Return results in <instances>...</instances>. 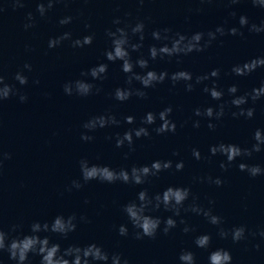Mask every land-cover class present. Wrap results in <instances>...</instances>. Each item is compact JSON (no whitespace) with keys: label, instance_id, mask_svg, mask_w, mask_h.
Masks as SVG:
<instances>
[{"label":"water","instance_id":"water-1","mask_svg":"<svg viewBox=\"0 0 264 264\" xmlns=\"http://www.w3.org/2000/svg\"><path fill=\"white\" fill-rule=\"evenodd\" d=\"M41 2L47 5V0H23L24 7L13 10L11 3L0 0V6L5 8L0 14V76L16 90V94L0 101V152L11 156L3 161L0 169V229L9 233V238L30 235L34 222L51 224L58 215L75 214L76 230L66 239L52 232L39 235L49 237L51 243H59L62 250L70 245L84 247L95 243L109 257L120 254L129 264H181L182 251H191L195 264H209V254L220 248L231 253L232 264H264V237L259 235L264 230V175L251 177L238 167L245 163L264 168V146L251 157H238L227 171L220 168L226 157L213 156L209 151L211 146L220 143L250 149L255 143L254 132L264 130V96L255 102L249 98L243 105L255 109L251 119L234 118L232 112L239 109L231 105L234 97L228 93L232 85L237 86L235 95L240 96L264 83V67L246 76H237L231 71L234 65L264 57V32H250L248 27L239 25L242 15L248 18L249 26L252 23L260 25L264 21V9L253 6L251 0H240L237 4L229 0H144L143 4L139 0H60L41 16L37 11ZM29 12L34 17L33 27L26 30L24 25L29 22ZM232 12L236 15L232 16ZM66 16L72 17L71 23L61 25L59 21ZM117 18L121 21L119 25L113 24ZM138 21L145 24V38L139 51L129 49L133 62L141 56L148 59L149 48L153 45L159 48L164 43L170 44V41L153 39L155 30L169 28L170 36L181 33L190 37L222 26L226 34H217V39L203 52L155 61L149 59L148 69L134 68L140 74L155 70L158 73L167 71L169 76L180 70L189 71L193 75L192 91L185 89V82L173 85L170 79L144 89L135 80L128 85L122 61L110 62L104 55L111 49V39L106 35L108 30L128 27L131 42H140L138 36H131L130 32V26ZM232 27L243 32V36L227 34ZM65 32L71 33L70 40L54 48L48 47L50 39ZM87 35L93 36L91 45L72 46L73 40ZM101 63L108 65L104 79L81 76L82 72ZM25 64L31 65V71L24 68ZM213 69L220 70L218 78L210 77L196 84L197 76L210 74ZM17 72L28 78L27 84L21 85L15 80ZM78 79L95 86L92 94L86 97L65 94L64 85ZM214 83L224 93L221 100H213L203 91L205 86L210 88ZM128 87L146 92V98L133 95L123 102L114 98L115 89ZM96 88L100 89L99 93ZM21 94L27 96L25 102L20 101ZM221 104L225 105V115L219 120L194 115L196 108L219 110ZM169 106L172 107L169 119L176 123L174 133L158 135L154 131L161 123L158 118L152 125L142 123L148 112L158 114ZM99 115H113L119 125L95 131L83 128L85 122ZM127 116H133L135 122L126 123ZM197 120L199 128L193 127ZM210 122L216 125L215 129L208 128ZM139 127L148 128L150 136L139 139L134 136V151L127 143L116 147L117 135L123 136L129 129ZM82 134L94 139L84 141ZM193 149L200 151V160L193 157ZM81 159H87L90 165L109 166L116 171L123 168L130 172L133 166L151 165L157 160L172 161V168L148 177L146 183L140 185L121 181L84 182L79 165ZM180 161L184 168L177 171L175 164ZM209 176L219 177L223 184L209 183ZM200 178H204L203 182ZM73 180H78L82 187L68 191ZM170 186L189 188L191 195L184 202V208L195 199L196 204L204 209L211 208L214 215L220 216L222 224L212 225L203 215L184 211V208L175 216L161 206L146 213L162 221L155 238L136 239L135 233L139 230L124 213V205L132 201L139 203L138 193L142 190L146 189L153 197ZM81 216L88 222L81 221ZM168 217L175 219L177 226L165 235L163 221ZM181 220L185 223H180ZM14 225L19 227L13 232ZM121 225L128 228L127 236L119 235ZM185 226L192 231L185 233ZM239 226L246 228V239L238 243H233L231 236L222 239L218 235L220 227L230 230ZM204 234L211 237L207 249L195 244L196 237ZM40 260V256L30 253L27 264H40ZM0 264L16 262L10 260L5 251L0 252ZM107 264H111V259Z\"/></svg>","mask_w":264,"mask_h":264},{"label":"clouds","instance_id":"clouds-1","mask_svg":"<svg viewBox=\"0 0 264 264\" xmlns=\"http://www.w3.org/2000/svg\"><path fill=\"white\" fill-rule=\"evenodd\" d=\"M7 3H11L13 10L17 8H23V0H6ZM60 2V0H47V5L41 2L37 5V11L41 16H44L48 10L53 8L55 3ZM143 4L144 0H139ZM231 4H237L240 0H229ZM253 6L264 9V0H251ZM5 11L3 6H0V14ZM232 16H235L236 13L232 12ZM27 20L29 21L24 25L27 30L30 27H33L32 21L34 17L31 12L27 14ZM72 17L66 16L62 18L59 23L61 25H66L71 23ZM121 23L120 19H115L113 24L119 25ZM239 25L241 28L248 27L250 32L261 33L264 32V21H261L260 25L252 23L249 26V20L246 16H240ZM89 27V25H86ZM144 30L145 24L143 21H138L134 26H130L131 36H138L140 42L133 43L131 42L130 33L128 27H117L115 31L108 30L106 35L111 39V49L105 52V57L110 62H115L117 60L122 61V71L125 74H128L126 83L131 85L132 82L138 81L142 88H152L157 84L163 83L166 79H170L175 85L178 82H185V89L187 91H192L194 88L193 75L191 72L186 70H180L172 73L169 76L167 71L156 72L155 70H148L144 74H140L134 71L135 67L140 69L149 68V59L155 61L157 58L164 59L165 57L171 58L173 56L188 55L192 52H203L208 48L212 41L217 39V34L223 36L226 34L224 27L220 26L215 29V31H209L206 34L203 32H197L192 34L190 37L181 33H176L174 36H170L169 33L171 29L165 28L163 30H155L152 32L153 39L157 41H170L169 43H164L159 48L155 45L149 48V58L146 59L143 56L138 58L133 62L131 58L130 51H139L143 47L144 40ZM227 34L229 35H241V32L238 28L232 27L228 29ZM205 35H207V40H204ZM71 33L65 32L57 38L49 40L48 47L54 48L60 45L64 40H70ZM204 41L203 43H201ZM93 42V36L87 35L82 39H76L72 41L73 47H84L86 45H91ZM179 62V61H178ZM264 67V57H256L250 61L243 63L242 65H234L231 71L237 76H246L254 72L257 68ZM24 68L28 71H31V65L25 64ZM108 70V65L101 63L95 67H92L87 72H82L81 76L87 77L91 76L94 80L104 79ZM220 75L219 69H213L210 74L197 76L195 78L196 84H199L205 80L211 78H218ZM15 80L21 85L28 83V78L23 75L21 72H17L15 75ZM39 83V81H35ZM94 85L87 82L84 79H78L76 81H70L64 85V92L66 95H79L86 97L92 94ZM204 92L210 94L213 100H221L223 98V91L219 90L218 87L213 84L212 87L205 86L203 89ZM96 92L99 93L100 89L96 88ZM238 88L235 85H232L228 88V93L234 98L231 100V105L238 108V112H232L234 118L244 116L251 119L254 116V108H244L243 105L248 103L249 98L253 102L260 99L264 96V83L261 84L259 88H253L250 93H245L244 95L236 96ZM16 94V90L12 85L5 83L4 77L0 76V101L8 99L11 95ZM133 95L146 98L147 93L141 89L133 90L131 87L128 88H117L114 92V98L118 101H127ZM19 99L21 102L27 100L26 95H20ZM172 113V107H166L158 114L148 112L143 118L142 123L145 125H152L156 123L157 118L161 121L160 126L155 128L154 131L159 134L164 133H174L176 131V123L169 119L170 114ZM195 116H204L211 120L215 118L217 120L221 119L225 115V105H219V110H215L213 107H208L203 111L200 108L194 110ZM125 122L128 124H133L135 118L133 116L125 117ZM109 125H119V121L113 115H99L90 118L87 122L83 124V128L88 131H95L97 128H104ZM193 127L199 128L200 122L197 120L193 123ZM216 125L213 123L208 124L209 129H215ZM135 138L139 139L141 137L150 136V132L146 127H139L135 129H129L126 131L123 136L117 135L116 137V147L121 148L127 143L129 149L134 151L133 143ZM81 139L84 141H91L94 137L82 134ZM111 139V137H108ZM253 139L255 143L250 149H242L235 144H224L220 143L218 145L211 146L209 151L211 155H223L226 157V162L220 163V168L224 171H227L228 167L233 161L238 157L247 156L251 157L253 152H260L262 146H264V130L257 129L254 132ZM193 157L197 160L201 159V153L197 149L192 150ZM173 155H178V153H173ZM11 156L9 153L0 152V169L3 167V161L10 159ZM80 171L82 179L84 182L91 180H99L100 182L106 183H115L116 181H121L123 183H133L136 185L144 184L147 181L148 177L157 176L160 172L171 169L172 161H153L151 165H144L140 167L133 166L130 172L126 169H120L116 171L109 166H101L96 164H91L87 159H81L79 161ZM240 171H246L251 177H256L259 175H264V168H261L259 165H248L245 163H240L238 165ZM184 168L183 161H180L175 164V169L177 171H182ZM203 182L204 178H200ZM209 183H214L217 186L223 184V180L219 177L213 179L212 177H207ZM82 184L78 180H73L71 187L68 191H71V188L80 189ZM191 195V190L184 187H168L162 193H157L155 196L150 197L147 190H142L138 193V201H132L124 205L123 211L127 215L128 219L132 223L133 227L138 229L135 233L136 239H143L144 237L155 238L157 231L160 229L162 223L159 217H153L146 214L148 211L158 210L161 206L165 210L172 211L175 216H179L181 209L184 208V202L188 200ZM87 202V201H86ZM214 203V201L209 202ZM184 211H191L197 215H203L209 223L212 225H221L222 218L220 216L214 215L211 208L204 209L198 204L193 203L188 207L184 208ZM77 217L75 214L65 217L63 215H58L54 218L51 224L44 222H34L30 226V235L16 236L9 238V233L0 229V252H7L9 259L16 262V264H27L29 260V254L38 255L41 257L40 264H93V262H102V264H107L109 259H111V264H129L127 259L121 258L120 254H112L109 257V254L103 250L101 246H98L95 243L86 245L84 247L78 245H70L65 249H61L59 243H51L49 237H41L39 233L41 232H52L56 233L63 238H67L69 233H72L76 230ZM81 221L88 222L86 217L81 216ZM163 233L166 235L169 231L177 226V222L172 217H168L163 221ZM180 223L184 224L185 221L181 220ZM17 227L14 225L12 231H16ZM185 233L192 231L188 226L183 228ZM119 235L127 236L128 228L125 225H121L118 229ZM218 235L222 239H227L231 236L233 243H238L241 240L246 239V228L244 226L234 227L230 230H226L223 227H220ZM256 235V233H252ZM261 237H264V230L259 232ZM211 237L207 234L200 235L196 237L195 244L199 248L207 249L210 245ZM259 248V245H256ZM179 260L181 264H195V256L191 251H182L179 255ZM209 264H232V255L231 253L223 248L216 249L209 254L208 257Z\"/></svg>","mask_w":264,"mask_h":264}]
</instances>
